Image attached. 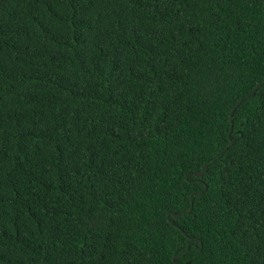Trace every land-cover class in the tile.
Instances as JSON below:
<instances>
[{"label":"trees","instance_id":"1","mask_svg":"<svg viewBox=\"0 0 264 264\" xmlns=\"http://www.w3.org/2000/svg\"><path fill=\"white\" fill-rule=\"evenodd\" d=\"M0 264H264V0H0Z\"/></svg>","mask_w":264,"mask_h":264},{"label":"water","instance_id":"2","mask_svg":"<svg viewBox=\"0 0 264 264\" xmlns=\"http://www.w3.org/2000/svg\"><path fill=\"white\" fill-rule=\"evenodd\" d=\"M259 84L260 83H258L252 90H251V92L250 93H248V94H246L243 98H246V97H248V96H250L255 90H256V88L259 86ZM242 98V99H243ZM242 99H240L239 101H237L236 102V104H235V106H237L241 101H242ZM234 106V107H235ZM233 110V109H232ZM232 110H231V112H230V114H229V120L231 121V114H232ZM214 159H215V157H214ZM213 159V160H214ZM208 163H206V164H204L203 166H202V168H201V171L198 173V172H196V173H194V175L195 176H201L202 174H203V172H204V168H205V166L207 165ZM185 177H187V175L185 176ZM206 189V186L204 185V189H203V191ZM199 193H201V192H199ZM172 215L174 218H179L180 217V214H175V213H173V212H168L166 215H167V217L169 216V215ZM186 249H187V247H186Z\"/></svg>","mask_w":264,"mask_h":264}]
</instances>
